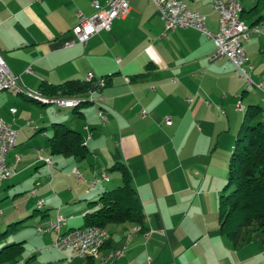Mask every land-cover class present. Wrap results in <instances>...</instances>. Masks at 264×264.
<instances>
[{
    "label": "crops",
    "instance_id": "crops-1",
    "mask_svg": "<svg viewBox=\"0 0 264 264\" xmlns=\"http://www.w3.org/2000/svg\"><path fill=\"white\" fill-rule=\"evenodd\" d=\"M109 1L0 0V51L19 76L23 91L40 93L43 83L85 81L89 73L96 83L86 96L89 104L74 107L71 115L62 114V109L69 108L57 106L56 110L17 92L0 94V116L17 132L16 146L8 155V164L16 172L9 180L14 203L18 195L29 191L24 185L34 168L38 171L46 161L53 166L34 183L36 195L31 198L43 200L42 209L31 207L29 201L9 207L0 212L1 230L12 224L19 230L36 211L42 213L40 222L46 226L42 229H48L58 215L67 219L63 232L80 229L84 216L97 209L90 204L124 184L122 172L112 170L117 165L131 177L146 230L130 223L108 224L100 252L69 258L72 264H264V233L234 246L220 231L218 206L233 147V117L241 114L238 110L244 108L245 98L251 101L249 106L258 98L230 61L209 59L215 49L212 39L195 29L166 31L157 7L148 0H130L129 15L114 20L110 31L94 36L86 46L65 48L80 15L90 17L96 11L94 3L104 6ZM182 1L206 17L209 31L219 30L213 0ZM239 1L243 21L254 29L243 41L248 64L253 66L252 79L262 89L253 86L264 91V0L258 10L260 0H252L248 8L244 0ZM239 101L242 109L236 110ZM166 119L172 124L167 125ZM50 123L80 131L90 153L83 159L52 156ZM184 127L195 133L194 145L181 138ZM206 127H217L212 133L226 134V139L219 137L216 150L203 162L190 149L202 146L199 141ZM42 131L47 144L40 142ZM212 145L210 141L208 148ZM102 171L108 173L109 181L92 186L95 174ZM54 185L59 192L53 190V194ZM0 196L10 198L6 193ZM18 230L8 243L25 245L26 238L18 237ZM39 234L46 252L57 251L49 248L53 232ZM120 251L122 257L111 259L112 253ZM47 259L53 255L49 253Z\"/></svg>",
    "mask_w": 264,
    "mask_h": 264
},
{
    "label": "trees",
    "instance_id": "trees-1",
    "mask_svg": "<svg viewBox=\"0 0 264 264\" xmlns=\"http://www.w3.org/2000/svg\"><path fill=\"white\" fill-rule=\"evenodd\" d=\"M262 4L263 1L260 0L255 9L258 10ZM244 18L243 13L242 19ZM107 82L106 78L105 84ZM95 86L94 81L86 80H69L57 85L43 83L40 93L53 97L86 98ZM77 101L79 104L76 107L82 106L83 102L89 104L88 99ZM262 112L263 108L259 105H250L246 110L243 128L229 159L227 184L218 202L220 231L236 247L250 243L255 236L264 233V128L262 122L253 123ZM79 113L78 111L77 114ZM49 147L52 156L83 159L90 153L82 133L63 123L53 125ZM115 169L122 172L124 184L102 194L90 204L97 209L84 216L80 229L90 226L105 229L111 223H130L146 230L142 206L128 171L117 165L112 167V170ZM42 207L37 208L41 210ZM17 230V224H12L0 233V264L30 262L23 260V242L8 243L10 235Z\"/></svg>",
    "mask_w": 264,
    "mask_h": 264
},
{
    "label": "built area",
    "instance_id": "built-area-1",
    "mask_svg": "<svg viewBox=\"0 0 264 264\" xmlns=\"http://www.w3.org/2000/svg\"><path fill=\"white\" fill-rule=\"evenodd\" d=\"M148 1L153 2L157 7L161 19L165 24L166 31L177 29H195L200 31L214 41L215 49L209 56L211 61L215 62L227 59L235 66L236 72L246 80L248 85H254L262 89V86L256 84L252 79L253 66L248 64L249 58L243 46V41L249 39V35L254 29L245 25L241 16H237V7L242 6V3H236L235 0H213V9L219 15V30L217 32H211L206 28V17L198 12L189 10L182 0ZM94 7L96 11L92 16L85 17L80 15L79 23L72 30L73 38L65 43V48L69 49L77 45L86 46L94 36L103 31H110L114 20L126 18L131 9L130 0H110L104 6L96 2L94 3ZM27 72H31V69H28ZM93 79L94 75L92 73H89L86 77L87 82H92ZM126 80L129 82V79ZM0 86L22 88L19 76L11 71L1 51ZM38 94L44 98L58 99L64 105H71L79 99H87L85 97H53L43 95L39 92ZM238 109H242L240 104L238 105ZM11 112L14 113L15 109H12ZM99 116L103 120H106L105 116ZM143 116H147L146 111H143ZM166 124L171 125V119H166ZM16 140L17 132L0 116V182L9 181L16 175L15 170L8 164V155L16 146ZM19 160L20 157H17V161ZM46 162L51 170L53 166L49 161ZM75 173L80 175L78 170H75ZM107 181H109V175L107 172L102 171L99 174H95L91 184L95 187ZM39 185L38 183L37 186ZM31 195H36L35 189L32 190ZM43 205L44 201L38 200L37 207H42ZM66 221V218L58 215L57 220L50 223L48 229H39V233L53 232L55 234L54 241L49 248L56 249L65 258H87L86 248L89 245H98V249L101 248L102 244L99 243V236H96V229H100L101 227L90 226L84 228L83 231L77 234L65 235L63 227ZM78 240H86V248L82 252H75V245ZM123 255L124 252L120 251L117 256H113L111 259H117Z\"/></svg>",
    "mask_w": 264,
    "mask_h": 264
},
{
    "label": "rangeland",
    "instance_id": "rangeland-1",
    "mask_svg": "<svg viewBox=\"0 0 264 264\" xmlns=\"http://www.w3.org/2000/svg\"><path fill=\"white\" fill-rule=\"evenodd\" d=\"M251 1L252 0H244V5L248 8L251 5ZM263 54H264V51H263ZM4 92L10 93L9 90H6ZM250 92L252 94H254L255 97L258 98V100H255L256 102H254V103L255 104L257 103L258 105H260L261 107L264 108V91H260L259 89H257L253 85H251L250 86ZM1 93L2 92H0V94ZM248 100L249 99H246V98L244 99V101H243L244 105L241 104L244 108L242 110H238V111H241V114L237 115V116H234L233 120H232L233 121V127H232L233 146L235 144V141H236L238 135L240 134V132H241V130L243 128V122H244L245 113H246V111L244 109L245 108L247 109L249 104H251V101L250 100L248 101ZM240 103H241L240 101L237 103L236 110H237L238 105ZM52 107L57 110V108H56L57 105H53ZM94 111H95V109H93V113H94ZM72 112H73V108L62 109V114L63 115H71ZM258 122H262V124H263L262 126L264 128V112H262L254 120L253 123H258ZM69 126H71V127L74 126L73 122L70 123ZM52 128H53V124L50 123L49 127H47V129L50 130V132H51ZM215 128H217V127H206V130H207L206 134L199 141V142H202V146L200 144L201 147H199L197 149H194V147H192L190 149V151H196L197 153H199L201 155V158L203 159V162L208 161V159L210 158V156L212 154L211 152L216 150L215 147H216L217 140L219 139V137H222V141L226 139L225 138L226 134L220 133V135H218V134H216V131H214V133H212ZM218 128H220V127H218ZM43 132L44 131L39 133V136H40V139H41V140L40 139L39 140H40V142L45 141V144H47V141H46L47 138L44 136ZM180 134L184 135V136H181L182 139L185 138V139L189 140L191 142V144H193V143H195L197 141L196 140L197 137H196L195 133L190 128H187V127L185 128L184 127L183 128V132H180ZM210 141H213V145L209 149L208 145H209ZM232 151H233V147L231 148V150L229 152V159H230V156L232 154ZM229 159H228V162H229ZM214 163H215V161L212 162V167L213 168H214ZM71 168L72 167H69V170H71ZM46 169H47V172H48L49 171L48 170V165L42 166L38 170L39 172L36 171L35 168L32 170L33 177H31L29 175L28 179L26 181V184L24 185L25 186L24 188L28 189L29 191L24 193V194L18 195L16 200H15V202H17V203H14V198H13L14 194H15V191H13L14 188L13 187H9V184H11V182H9V181L0 182V193L1 194L6 193V194H8L10 196L9 199L0 196V212L4 213L6 210H8L9 207L16 206V204L17 205L24 204L26 201L30 202L31 207L35 206L36 209H38L37 208V201L38 200L31 198V196H32L31 192L34 189L36 191V185L34 183H35L36 179H39V174L42 173V172H46ZM228 171H229V163H228V167H227V170H226V175L227 176H226L225 185L227 184V180H228V173H229ZM47 176H48L47 178L49 179V173L47 174ZM53 190H57V192H59V189H58V187L56 185H54V187L52 188V193L54 194ZM56 204L58 205L59 202L57 201ZM65 206L66 205H64V207ZM51 212H53V211H51ZM35 214L36 215H35V217L33 219H29L28 221H26L24 223V225L21 228H19L18 232H16L18 237L26 238L25 252H24L23 260L25 262L30 261L27 264H72V262H73L72 260L73 259H69V258L65 259V257H63V255L59 254L55 250H51V252H46L45 249L47 248V246H46V244L43 241H41L43 239V237L41 236V234H39V228H46V226H44L40 222L42 220L41 211H36ZM4 231L5 230L2 231L1 228H0V233H3ZM11 235H13V233ZM49 253H51L53 255V259H51V260L47 259V255H49ZM34 254H36V258H32L31 259L30 257L32 255H34ZM94 255H96V254H94ZM94 255H88L87 257L94 256ZM19 264H21V263H19Z\"/></svg>",
    "mask_w": 264,
    "mask_h": 264
},
{
    "label": "bare ground",
    "instance_id": "bare-ground-1",
    "mask_svg": "<svg viewBox=\"0 0 264 264\" xmlns=\"http://www.w3.org/2000/svg\"><path fill=\"white\" fill-rule=\"evenodd\" d=\"M235 2L241 3L239 0H235ZM242 12H243L242 6L237 7V16H241V19H242ZM242 21H243V19H242ZM6 90L23 94L26 97H28V98L36 101V102H39V103L46 104V105H57L60 108H73L79 104V101H75V103H73L71 105H64V104H61L58 99L44 98L38 93H31V92L23 91L22 88H14L11 86H0V92H4ZM100 115H102V114L100 113ZM83 230L84 229L72 230V231L66 232L65 235H74V234H77L78 232H81ZM96 236H99V243L102 244L101 245V247H102L104 245L105 241L107 240V237H108L106 230L102 229V228L96 229ZM85 248H86V240H78V242L75 245V252H82L83 249H85ZM100 250H101V248L98 249V245H89L86 248V256L97 254ZM119 253L120 252L112 253L110 255V257L112 258L113 256H117Z\"/></svg>",
    "mask_w": 264,
    "mask_h": 264
},
{
    "label": "water",
    "instance_id": "water-1",
    "mask_svg": "<svg viewBox=\"0 0 264 264\" xmlns=\"http://www.w3.org/2000/svg\"><path fill=\"white\" fill-rule=\"evenodd\" d=\"M95 89V88H94ZM94 89H93V91H94Z\"/></svg>",
    "mask_w": 264,
    "mask_h": 264
}]
</instances>
